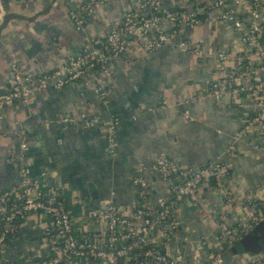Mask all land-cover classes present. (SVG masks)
<instances>
[{
  "label": "crops",
  "instance_id": "obj_1",
  "mask_svg": "<svg viewBox=\"0 0 264 264\" xmlns=\"http://www.w3.org/2000/svg\"><path fill=\"white\" fill-rule=\"evenodd\" d=\"M86 0H0V93L7 86L9 64L22 72L43 73L57 68L68 53H78L121 16L143 0H119L94 8L79 32L68 17ZM238 20L248 25L251 0H237ZM201 0H163L167 10L193 11ZM259 12L264 19V0ZM193 29L182 27L174 41L185 40L205 50H221L232 56L247 53L239 32L217 13L203 14ZM161 26L168 30L167 22ZM264 40V38H263ZM113 87L105 102L90 89L73 85L60 91L46 89L26 104L0 110V192L16 179L19 162L29 168L44 191L56 192L70 212L75 228L92 232L90 218L96 208L112 203L119 211L133 206L138 190L131 179L142 169L149 198L166 196L174 183L160 180L149 166L160 154L183 168L200 169L220 159L229 168L228 185L236 198L257 190L264 198V128L241 132L257 112L249 95L250 84L264 80V71L249 60L241 68L230 61L222 69L213 60H200L166 47L148 53L132 50L112 67ZM224 87L221 99L208 95L212 87ZM238 89L237 99L230 94ZM200 96L198 100L193 98ZM78 120L81 115L100 120L116 118L115 143L109 147L104 128L63 127L59 116ZM257 146V149L254 148ZM245 210L227 206L210 183L177 210L179 234L195 242L179 247L188 264L201 263L219 234L216 215L232 223L243 220ZM47 217L30 215L20 224L0 253V264H37L47 254L43 229ZM251 257L232 256L228 264ZM64 264H79L68 262Z\"/></svg>",
  "mask_w": 264,
  "mask_h": 264
},
{
  "label": "built area",
  "instance_id": "obj_2",
  "mask_svg": "<svg viewBox=\"0 0 264 264\" xmlns=\"http://www.w3.org/2000/svg\"><path fill=\"white\" fill-rule=\"evenodd\" d=\"M112 1L119 0H86L75 10L68 11V17L77 31L84 32L94 8ZM260 3L261 0H251L250 21L245 25L236 16V8L240 4L237 0H201L200 5L190 12L164 9L163 0H143L104 33L89 40L80 52L68 53L53 70L22 72L17 62H11L7 86L0 93V110L15 103L26 105L43 90L60 91L73 85L90 89L105 102L113 87V64L132 50L152 53L166 47L200 60H213L220 69L230 61L236 68H241L244 62L253 60L264 71V19L259 12ZM213 12L217 13L218 20L231 23L239 32L241 42L247 48L246 54L232 56L221 50L202 49L185 40L174 41L180 28L193 29L200 23L201 15ZM163 22L169 24L168 30L161 26ZM247 91L257 103V112L235 139L254 126L264 128V80L250 84ZM224 93L223 86L208 90V95L214 99H221ZM230 94L232 99H237L238 89ZM56 123L76 128L101 124L108 146L113 147L119 121L85 115L76 120L65 115L59 116ZM22 158V154L17 157L19 169L15 181L0 192V253L23 221L33 214L43 215L49 220L43 229L47 254L37 264H188L184 250L177 247L171 251L170 243L179 241L183 246L204 243L195 242L188 234H179L176 212L184 200L194 199L200 188L208 183L227 206L243 208L245 212L243 220L235 223L222 214L216 215L219 234L209 245L206 259L197 264H223L225 255L264 220V198L257 190L236 198L228 185L229 168L220 159L200 169H188L160 154L149 169L160 180L174 183L168 194L156 201L151 200L141 175L143 170L139 169L131 179L138 190L136 203L124 211H119L110 202L94 209L90 218L95 230L84 231L73 226L70 212L56 192H46L38 187ZM241 264H264V249Z\"/></svg>",
  "mask_w": 264,
  "mask_h": 264
},
{
  "label": "water",
  "instance_id": "obj_3",
  "mask_svg": "<svg viewBox=\"0 0 264 264\" xmlns=\"http://www.w3.org/2000/svg\"><path fill=\"white\" fill-rule=\"evenodd\" d=\"M264 249V220L260 222L253 230L245 235L240 241L238 247L233 248L223 258V264H228L232 256H236L239 250L257 254Z\"/></svg>",
  "mask_w": 264,
  "mask_h": 264
},
{
  "label": "trees",
  "instance_id": "obj_4",
  "mask_svg": "<svg viewBox=\"0 0 264 264\" xmlns=\"http://www.w3.org/2000/svg\"><path fill=\"white\" fill-rule=\"evenodd\" d=\"M238 245H239V242L235 245V247H238ZM234 247V248H235ZM239 253H246V255H253L252 253H249V252H244V251H242V250H239ZM250 258V257H249Z\"/></svg>",
  "mask_w": 264,
  "mask_h": 264
}]
</instances>
